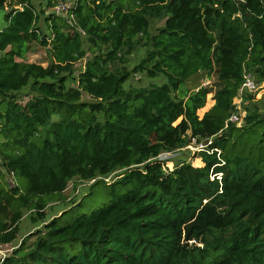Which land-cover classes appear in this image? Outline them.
<instances>
[{
    "label": "trees",
    "instance_id": "16d2710c",
    "mask_svg": "<svg viewBox=\"0 0 264 264\" xmlns=\"http://www.w3.org/2000/svg\"><path fill=\"white\" fill-rule=\"evenodd\" d=\"M65 1L0 0V244L26 212L43 222L0 264H264V105L228 120L244 74L264 80V0H73L56 14ZM31 43L47 66L25 60ZM199 71L215 76L202 117L211 89L185 86ZM133 73L163 80L126 86ZM192 139L210 141L200 166L157 158ZM74 179L103 182L110 201L46 219Z\"/></svg>",
    "mask_w": 264,
    "mask_h": 264
},
{
    "label": "rangeland",
    "instance_id": "374dc122",
    "mask_svg": "<svg viewBox=\"0 0 264 264\" xmlns=\"http://www.w3.org/2000/svg\"><path fill=\"white\" fill-rule=\"evenodd\" d=\"M43 0H33L35 5L38 7V3ZM68 3H72L73 0H66ZM8 10L9 7H6ZM0 23H1V14H0ZM164 23V18L153 19L150 23V32L152 34L156 33L158 27H161ZM41 28H43L42 22H39ZM84 48H86V44H84ZM147 48L140 47L134 53L129 56V61L127 67L131 69V67L138 63L139 60L146 54ZM93 53L86 49V53L84 57L79 60L74 65V69L76 72L81 71L84 69V64L86 60L92 57ZM25 60L29 62H35L41 64L42 66H47L51 61L50 53L46 50V48L38 45L37 43H31L26 54ZM256 79V78H255ZM163 80L161 76H157L154 79H148L147 77L133 73L132 76L126 82V86L134 85V86H148L150 82L160 83ZM214 81L215 76L208 75L204 71H199L193 75H191L188 80L185 82V86L188 90H196L199 87H208L211 89L209 93L206 95L205 103L202 106V111L197 109L196 113L198 117H202L203 114L209 110V108L214 104ZM257 81L258 87L255 91L251 93L250 99L239 100L238 98H234L233 101L238 104L239 110L241 115H245L247 109H253L254 106H258L260 109L264 105V80ZM23 92H27V89H24ZM26 96V95H24ZM28 97H24L22 100H19V103H24ZM84 100H88L89 97L87 95H83ZM209 100V101H207ZM212 101V103H211ZM211 103V104H210ZM200 143L203 142H196L195 139H192L191 142L184 146L183 148L177 149L176 151L172 152L170 155H167L164 159H167L165 162V166L168 169L173 168L174 164L180 160H187L192 163V165H197V162H201L199 157H195V153L199 150H195L194 147L200 146ZM165 155V154H163ZM162 155V156H163ZM170 163V164H169ZM114 174V173H113ZM110 175L105 178L107 184L111 183L115 179V175ZM101 178V177H99ZM98 178V179H99ZM7 183L9 185L11 180L9 176L5 177ZM0 183L5 186L6 189H9V185L5 183L0 178ZM91 182H83L79 179H74L69 182L68 186L63 192V197L60 199L59 202L48 204V206L43 210V213L46 215V219L52 218L55 214L58 215L63 210L70 206L71 201H75V203L81 202V205H74L72 209H68L62 217L59 218V224H64L68 221H71L76 215L81 213H90L92 210L102 207L106 205L110 201V194L108 192V187L101 181L90 185ZM24 184V183H23ZM90 185V186H89ZM25 186V184H24ZM70 208V207H69ZM43 222L40 220H32L30 217V213L26 212L24 216L19 221V229L17 238L8 244H0V255L3 253L8 255L14 248H16L22 241V239L26 236L29 237L27 243H31L35 236H31L30 234L35 232L37 229H42ZM28 235V236H27ZM72 246L68 248L67 254L71 255L79 251L81 244L78 241L71 243Z\"/></svg>",
    "mask_w": 264,
    "mask_h": 264
},
{
    "label": "built area",
    "instance_id": "2783aa9c",
    "mask_svg": "<svg viewBox=\"0 0 264 264\" xmlns=\"http://www.w3.org/2000/svg\"><path fill=\"white\" fill-rule=\"evenodd\" d=\"M72 3H68V2H59L57 3L54 7H53V11L56 13V14H59V15H62V16H66L67 15V12H68V9L71 7ZM68 22L71 24V25H74L75 24V21L73 19V17L70 15L68 17ZM78 30H80L79 28H77ZM83 33V32H82ZM258 87V84H257V81L255 79V77L251 74V73H245L244 76H243V80L237 90V93H236V98H238L239 100H244V96L248 93H252L253 91H255ZM234 97V98H235ZM234 105L236 106V111L233 112L230 117H229V121L231 122H235L237 124L241 123L242 122V116L241 113H240V110H239V107H238V104H236L234 101H233ZM210 141H208L209 143ZM207 143V144H208ZM207 144L204 143H200V146H196L194 147L195 150H202ZM176 151V150H175ZM172 152L174 151H165V152H161L159 155H158V159L161 160V161H165L167 159H164L167 155H170ZM165 154V155H163ZM163 155V156H162ZM6 254H2L0 255V260L5 256Z\"/></svg>",
    "mask_w": 264,
    "mask_h": 264
},
{
    "label": "water",
    "instance_id": "95a60500",
    "mask_svg": "<svg viewBox=\"0 0 264 264\" xmlns=\"http://www.w3.org/2000/svg\"><path fill=\"white\" fill-rule=\"evenodd\" d=\"M208 141H209L208 139H205V140H204V143H205V144H207V143H208Z\"/></svg>",
    "mask_w": 264,
    "mask_h": 264
},
{
    "label": "crops",
    "instance_id": "0c3cea01",
    "mask_svg": "<svg viewBox=\"0 0 264 264\" xmlns=\"http://www.w3.org/2000/svg\"><path fill=\"white\" fill-rule=\"evenodd\" d=\"M201 160V159H200Z\"/></svg>",
    "mask_w": 264,
    "mask_h": 264
}]
</instances>
